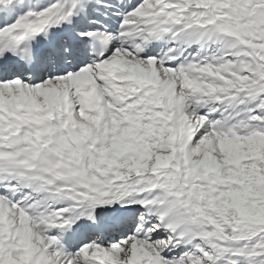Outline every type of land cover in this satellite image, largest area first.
Masks as SVG:
<instances>
[{
    "label": "snow or ice",
    "instance_id": "6c2138e0",
    "mask_svg": "<svg viewBox=\"0 0 264 264\" xmlns=\"http://www.w3.org/2000/svg\"><path fill=\"white\" fill-rule=\"evenodd\" d=\"M0 264H264V0H0Z\"/></svg>",
    "mask_w": 264,
    "mask_h": 264
}]
</instances>
